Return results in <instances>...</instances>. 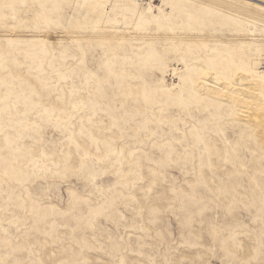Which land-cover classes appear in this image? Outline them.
I'll return each instance as SVG.
<instances>
[{"label":"rangeland","instance_id":"rangeland-1","mask_svg":"<svg viewBox=\"0 0 264 264\" xmlns=\"http://www.w3.org/2000/svg\"><path fill=\"white\" fill-rule=\"evenodd\" d=\"M206 70L264 75V0H0V264H264V146Z\"/></svg>","mask_w":264,"mask_h":264},{"label":"bare ground","instance_id":"bare-ground-1","mask_svg":"<svg viewBox=\"0 0 264 264\" xmlns=\"http://www.w3.org/2000/svg\"><path fill=\"white\" fill-rule=\"evenodd\" d=\"M197 87L209 97L235 105L238 116H242L253 127L259 143L264 146V75L255 71H238L226 81L206 70Z\"/></svg>","mask_w":264,"mask_h":264}]
</instances>
